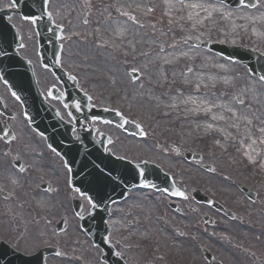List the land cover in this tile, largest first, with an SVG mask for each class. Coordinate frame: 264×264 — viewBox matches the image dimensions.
<instances>
[{
  "label": "rangeland",
  "instance_id": "374dc122",
  "mask_svg": "<svg viewBox=\"0 0 264 264\" xmlns=\"http://www.w3.org/2000/svg\"><path fill=\"white\" fill-rule=\"evenodd\" d=\"M99 1L92 6L94 13L86 24L75 0L50 1L49 9L65 16L61 22L80 21L74 32L73 27L64 32L60 65H74L81 72L93 106L116 109L141 126L142 137L118 131L128 146L114 143L108 149L136 163L157 165L185 196L177 200L139 188L129 200L112 205L110 239L116 242L123 236L125 246L145 244L156 259L181 254L188 264H197L200 247L214 242L205 236L210 230L219 239L228 233L237 246L228 243L230 247L223 239L219 248L225 242L236 258L246 259L244 264H264V83L247 67L196 46H241L264 55V0L254 9H232L216 0ZM73 10L78 16L71 20ZM9 21L21 35L20 54L33 65H42L28 37L34 30L21 19ZM98 23L103 29L99 41L94 33ZM77 32H83L84 38H76ZM131 72L138 73V79ZM186 154L200 155L202 160L188 161ZM36 161L38 182L51 183L54 191L39 193L33 187L36 197L30 200L24 195L25 175H0L4 190L21 195L14 201L0 196V241L9 243V232L14 230L24 236L17 249L30 254L55 239L66 255L50 259V264H83L88 259L99 264L101 252L74 226L78 220L73 217L72 200L83 199L85 215L91 204L71 187L69 170L60 156ZM240 185L254 190L258 199L248 200ZM195 189L245 212L240 217L237 211V221L221 217L193 198ZM32 201L35 212L26 209ZM167 203L176 204L183 214L165 209L170 215L159 218ZM205 214L217 218L215 227L203 221ZM62 218L67 219L68 228L57 233L55 226ZM221 256L227 264H238L227 254Z\"/></svg>",
  "mask_w": 264,
  "mask_h": 264
},
{
  "label": "flooded vegetation",
  "instance_id": "af4514ba",
  "mask_svg": "<svg viewBox=\"0 0 264 264\" xmlns=\"http://www.w3.org/2000/svg\"><path fill=\"white\" fill-rule=\"evenodd\" d=\"M24 8L28 10L31 14L35 15V18L26 19L20 16L18 11L17 2L13 3V0H0V10H11L12 18H18L22 20L29 29L34 30V35L28 34V37L35 44V48L38 52H40V39L39 33L37 30L38 22L43 21L41 18L42 4L44 0H22ZM51 0H47V13L52 19L53 24L59 28V33L57 34V43L61 46V53L63 51V46L65 44L64 40V32L66 29H70L73 27L72 32L76 30V27L80 25V21H75L72 25H67L61 22L65 16H61L60 11L57 10L55 13L49 9V4ZM79 5V10L84 14V18H82V22L86 24L90 22L91 15L94 13L92 11V6H98L99 0H90L91 2L87 3L84 0H75ZM105 3V1H103ZM106 4V3H105ZM62 12V11H61ZM67 16V14H65ZM78 16V11H71V20L75 19ZM9 19V20H10ZM35 20V23L32 21ZM43 26V25H42ZM101 23L96 24L95 27V36L99 40H102ZM76 38H84L83 32H77ZM56 32L52 29H49L47 32L48 38V46L51 47L54 43L53 37H55ZM88 40L85 41V43ZM62 68L66 73V77H63L59 74H55L49 67L46 65H31L33 69V73L38 84L40 91L44 99L53 106L60 114L62 120H64L68 124L75 125V115H84L83 107L85 102V96L83 97L79 90L83 94L88 93V87L86 85V79L82 77L81 72L74 65H57ZM15 75H21V70H18L16 73H12ZM0 98L3 100L5 107L7 110L0 111V175H4L5 177L11 173L25 175L26 182L24 183L25 190L24 195H27L28 198L34 199L36 197L35 189L32 190L33 187H37L39 189V193H49L51 194L54 191V187L51 183L46 182H38L40 180L39 175L34 167V163L36 164V160H50L52 157H59V155L53 151L46 143L43 136H41L38 132H36L30 125L28 118L24 115L22 106L18 102V100L11 94L8 87L2 82L0 77ZM71 101L73 110H70L67 101ZM91 102V101H90ZM78 105V107H77ZM92 127L95 128L94 138L98 141L103 138V136L109 137V144L106 148V152H111L108 147L114 143L127 145L122 139H119L117 136V132L120 131L127 136L129 134L125 133L122 129L114 126L110 123H105L102 121H94L90 126H86L84 121H81L79 128L75 131L74 136L77 137V132L84 130L85 132H91ZM104 127V128H102ZM132 137V136H130ZM135 138V137H132ZM128 146V145H127ZM115 157L118 158H126L124 156H119L111 152ZM53 164L48 162V167H50L51 171L58 174V169L53 167ZM14 175V174H13ZM1 180L4 178L0 177ZM0 180V185L2 184ZM132 192V191H131ZM129 192L128 195L131 193ZM6 193V194H4ZM127 195V196H128ZM0 196L5 198V200L14 201L17 197H21L16 192L9 193L4 190L3 187L0 186ZM127 198V197H126ZM32 205L27 207L26 209H30L32 212L37 211L35 203L32 201ZM213 208V207H211ZM241 208V207H240ZM173 211L176 214H183V210ZM213 210L221 217L227 218L230 221H237L239 215L237 213V208L230 209L234 213L232 216H227L223 212L213 208ZM240 211V210H239ZM242 211V210H241ZM166 211H163L159 216L162 218L166 216ZM214 217V216H213ZM155 218V217H154ZM207 220L206 217H202ZM215 221H210L211 227H215L217 224V218L214 217ZM205 222V221H204ZM223 229L218 227V230ZM55 231L57 233H61L58 231L57 225L55 226ZM111 231L108 234L106 245L111 250L112 253H105L103 248L97 246L91 239L90 236H87L92 244L101 252V255L98 256L99 264H188L186 259H183L182 256L171 255V254H163L164 259L156 260L151 257V254L147 251V247L145 244L138 243L134 245L135 248L131 247V243H126V241H116L110 239ZM180 234L183 235V231H180ZM207 234V235H206ZM221 234V233H220ZM219 234V235H220ZM228 233H224V237L221 239L217 238L214 233L210 230H206L205 236L212 237L214 242L210 244V246L200 247V263L199 264H227L225 259L222 258V254H227L230 258L232 257L233 261H237L238 264H244L246 262L245 258H241V255L236 258L234 256V250L231 248H227L225 244H230L237 246L234 242H232L228 236ZM9 245H11L14 249L18 250L16 245L19 244L24 239V236H18L17 233L13 230L9 232ZM224 241L221 244V248H219V242ZM230 243V244H228ZM130 245V246H128ZM43 247H53L57 248L60 253L49 256L46 259V263L50 264V259L54 258H62L66 254L61 251L63 246H59L56 243V240H53L51 245H46ZM42 248L27 254L34 255L39 252ZM241 250H244L243 247L239 246ZM218 252H217V251ZM21 251V250H19ZM97 251V250H95ZM126 251V253H125ZM23 252V251H21ZM24 253V252H23ZM89 257V255H87ZM209 256L215 258V261H211ZM92 257V255H90ZM114 259L116 261H114ZM91 261V262H88ZM84 264H95L92 263V260L88 259L84 261Z\"/></svg>",
  "mask_w": 264,
  "mask_h": 264
},
{
  "label": "water",
  "instance_id": "95a60500",
  "mask_svg": "<svg viewBox=\"0 0 264 264\" xmlns=\"http://www.w3.org/2000/svg\"><path fill=\"white\" fill-rule=\"evenodd\" d=\"M232 4L230 0H222ZM241 2V0H239ZM244 1V0H243ZM241 3L233 6H238ZM45 9V4L43 10ZM5 12L0 13V70L3 79L9 83L13 93L17 94L21 103L24 106L26 115L30 118V124L39 132L47 137L48 143L58 151L66 160L67 165L71 168L72 181L75 186L80 188L83 193H87L99 207L102 200L107 199L108 204L111 201L119 199L118 192L123 184L128 188L142 186L164 190L165 192L179 196L177 190L173 187L169 176L164 175L161 170L155 165L144 163L142 165L131 166L122 161L114 160L115 163H107L102 165L95 160V155L89 152L97 150L96 146L92 145L93 139H83L86 145L75 147L72 145L77 140H73L71 136V128L56 121L54 110L45 104L43 98L37 90V86L33 78L28 77H11L8 70L16 68L17 65H29L27 61L21 59L17 53V49L21 47L20 38L16 30L10 26L5 20ZM10 14V13H9ZM24 16H29L28 10L21 11ZM44 14V13H43ZM48 26L47 24H44ZM40 33L41 56L44 65H57L59 57V47L55 50V57L48 59L50 54L47 52L48 47L46 41L47 35L43 34V28L38 27ZM217 50L228 57H235L241 63L250 67L253 74L264 81V59L256 62L250 56H243L240 52L232 54L227 49L209 47ZM96 117L101 116L104 119L115 120L116 115L106 111H95ZM92 140V141H91ZM199 159L197 157H190ZM99 183L102 187L97 188V185L90 183ZM246 194L248 189L242 188ZM199 200L200 197L195 195ZM108 207L105 212H96L93 218L89 217L83 221V227L92 233L95 242L101 246L104 245V240L107 235L105 219L108 217ZM52 249H46L39 254L31 257H26L22 254L11 250L4 243L0 244V264H45V256L51 254Z\"/></svg>",
  "mask_w": 264,
  "mask_h": 264
},
{
  "label": "snow or ice",
  "instance_id": "6c2138e0",
  "mask_svg": "<svg viewBox=\"0 0 264 264\" xmlns=\"http://www.w3.org/2000/svg\"><path fill=\"white\" fill-rule=\"evenodd\" d=\"M16 2V0H13V3H15ZM241 2H243V0H241ZM26 19H27V17H26ZM33 23H35V20H33L32 21ZM13 95H15V93H13ZM77 107H78V105H77ZM79 191V190H78ZM182 195V194H181ZM87 199H88V202L90 203V204H92V207H96V205L92 202V198L91 197H87Z\"/></svg>",
  "mask_w": 264,
  "mask_h": 264
},
{
  "label": "bare ground",
  "instance_id": "6f19581e",
  "mask_svg": "<svg viewBox=\"0 0 264 264\" xmlns=\"http://www.w3.org/2000/svg\"><path fill=\"white\" fill-rule=\"evenodd\" d=\"M203 77H204V75H201V78H202V79H203ZM194 103H195L196 105H199L198 97H195V99H194ZM204 105H207L206 102H204Z\"/></svg>",
  "mask_w": 264,
  "mask_h": 264
}]
</instances>
